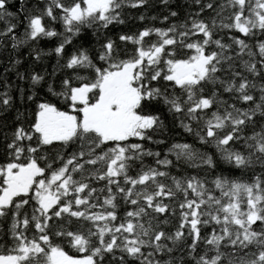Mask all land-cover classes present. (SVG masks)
<instances>
[{"label": "snow or ice", "instance_id": "1", "mask_svg": "<svg viewBox=\"0 0 264 264\" xmlns=\"http://www.w3.org/2000/svg\"><path fill=\"white\" fill-rule=\"evenodd\" d=\"M151 7L0 0V264H264V0Z\"/></svg>", "mask_w": 264, "mask_h": 264}, {"label": "trees", "instance_id": "2", "mask_svg": "<svg viewBox=\"0 0 264 264\" xmlns=\"http://www.w3.org/2000/svg\"><path fill=\"white\" fill-rule=\"evenodd\" d=\"M40 2L42 3L43 0H40ZM185 3H186V0H169V4L172 7H174L179 12V16L177 18L178 20L184 19V15H185L186 11L188 10L185 7ZM156 4H158V0H153V7H151L149 10H147V15L148 16H157V17H159L161 12L164 11L161 8L155 7ZM141 11H145V10L141 9ZM129 15L134 18L136 15H139V13L132 12V13H129ZM169 22H171V21H169ZM140 23H141L140 21L133 22V20H128V21H126V25L122 26V27H131V28L135 29V27L138 24H140ZM144 23H146V24L147 23H151V24H155L156 26H161L160 22H159V19H156V20H145ZM21 27H22V25H21ZM57 28H59V25H57ZM26 50L27 49L24 48V49H21L20 51H26ZM7 56H8L7 53H0V72H3V70H4L2 65L5 62V59H6ZM45 63L47 64L48 70H51V66H52V63H54V59L52 60V62L45 61ZM168 127H171V125L169 124ZM176 132H179L181 134V136H186V134L183 133L182 129H176V131L173 132L172 135L175 136ZM188 140H189V142H191V138L190 137L188 138ZM197 146H199V145H197Z\"/></svg>", "mask_w": 264, "mask_h": 264}]
</instances>
